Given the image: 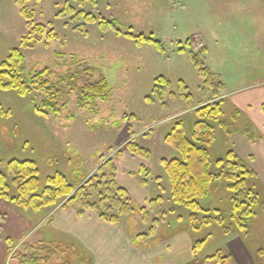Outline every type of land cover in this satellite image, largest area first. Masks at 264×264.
<instances>
[{"label":"rangeland","instance_id":"374dc122","mask_svg":"<svg viewBox=\"0 0 264 264\" xmlns=\"http://www.w3.org/2000/svg\"><path fill=\"white\" fill-rule=\"evenodd\" d=\"M20 3L34 15L33 24L44 25L57 36L51 44L43 42L36 49L22 51L26 76L48 68L54 73L52 82L57 83L75 65L85 62L102 71L111 96L106 102L98 101L96 109L83 110L73 93L60 116L47 117L36 111L44 101L41 95L22 97L15 91L0 90V173H5L9 161H30L37 164L42 186L47 177L56 174L75 186L73 171L79 159L86 177L82 185L95 178L97 185L103 173L108 180L105 164L113 161L118 167L116 182L129 192L133 202L132 211L120 217L119 225L131 239L141 236L137 245L151 247L145 257L159 256L155 258L158 264H206L207 258L224 252L230 264H264V116L255 118L253 108L240 105L249 93L264 96V0ZM67 4L75 14L64 12ZM21 10L17 0H0V62L6 61L13 49H20L22 39L29 35ZM81 12L115 20L123 33L152 37L165 49L159 50L153 43L138 45L115 32H104L97 24L78 19ZM192 52L209 70V78L195 68ZM161 76L171 82L163 101L147 103L145 98L152 95L155 80ZM180 82L184 83L183 93L192 96L189 102L181 95ZM219 96L225 101L224 113L218 122L210 123L217 137L209 148L215 181L204 201L208 212L191 222V213L174 206L171 200L170 179L161 161L177 158L179 153L165 142V136L176 121L182 120L191 140L198 118L190 107ZM259 109L264 115V105ZM251 125L257 137L250 135ZM129 145L148 150L150 158L133 155ZM230 150L255 176L252 183L257 197L250 217L233 215L225 178L228 168L217 166ZM142 166L149 175H128ZM144 178L146 186L141 185ZM106 180L101 188H105ZM157 199L159 202L151 205ZM1 209L0 264H21L28 246L36 249L45 240L62 239L49 221L62 207L35 211L1 202ZM18 224L23 227L22 236L17 234ZM204 239L205 247L195 255L197 241ZM45 245L56 250L43 264H92L79 247L58 249L52 242ZM2 247L9 249L7 255H3Z\"/></svg>","mask_w":264,"mask_h":264},{"label":"trees","instance_id":"16d2710c","mask_svg":"<svg viewBox=\"0 0 264 264\" xmlns=\"http://www.w3.org/2000/svg\"><path fill=\"white\" fill-rule=\"evenodd\" d=\"M73 1L81 5L85 2L91 4L98 2V0ZM17 3L22 7L21 15L28 23L29 35L22 39L20 49H13L7 60L0 62V90L15 91L22 97L41 95L44 101L40 107H36V111L47 117L60 116L67 109L70 96L73 93L77 94L78 105L83 110H94L98 101H108L111 92L107 79L100 69L85 62L75 65L74 70H70L64 77H60L57 83L52 82L54 73L48 68L26 76L25 56L22 51L36 49L43 42L51 44L57 40V36L54 30H49L44 25L33 24L34 15L29 11V8L20 3V0H17ZM64 12H68L70 15L76 13L71 4L66 5ZM77 17L85 20L86 23L97 24L104 32H115L118 36L133 40L138 45L153 43L159 50L165 49L162 42L155 41L152 37H147L144 34L135 35L131 31L123 33L120 23L115 20L107 21L102 17L98 18L84 12L78 13ZM190 57L202 77L209 78L211 74L208 69L204 68L199 55L192 52ZM170 85L171 82L165 77L157 78L152 95L146 97L145 101L147 103L163 101L166 89ZM183 85L184 83L180 82L181 95L189 102L192 100V96L183 93ZM224 103V99L219 96L199 107H190V110L198 118L191 140L187 138L182 120L176 121L165 136V142L179 153L177 158L161 161L170 179L171 200L174 206L191 213V222L196 220L197 215L208 212L204 209V201L209 198L215 181V176L211 172L212 163L209 148L217 140L215 129L210 123H216L221 119L224 113ZM237 116L242 118L241 114H237ZM250 135L258 136L254 126L251 128ZM128 148L133 155L145 159L150 158L148 150L133 145H129ZM217 166L228 168L225 178L229 182L227 189L231 194L233 215L240 214L250 217L255 204L254 200L257 197L252 183L254 174L248 169L245 161L241 160L233 150L226 154L225 159L217 162ZM102 167L101 171L105 168L109 169V177L106 180L107 174L103 173V177L97 185L95 184L96 178L82 185L86 177L82 170V162L78 159L77 167L73 171L75 186L59 174L47 177L44 180L45 185L42 186L43 180L39 176L40 172L35 162L12 160L5 164V173H0V200L11 205L29 207L35 211L65 208L72 205L79 210V215L83 211H95L103 221L119 225L120 217L132 211L133 202L128 191L116 182L117 169L113 161H107L105 168ZM143 174H150L144 166L138 172L131 173V176L140 177ZM9 179H12L10 183ZM104 180H106L105 188H101ZM141 185H147L146 178L141 180ZM155 202H159V200L151 201V205ZM139 210L144 211L141 207ZM239 226L245 227V225ZM140 239L141 236L134 239V244L137 245ZM205 243V239L197 241L194 247L195 255H199L205 247ZM40 245L36 249H31L28 246L26 252L28 250L29 252L27 255L21 256V264L48 263L56 249L43 243ZM41 253L44 254L41 255ZM229 262V257L224 252H217L206 259V264H230Z\"/></svg>","mask_w":264,"mask_h":264},{"label":"crops","instance_id":"0c3cea01","mask_svg":"<svg viewBox=\"0 0 264 264\" xmlns=\"http://www.w3.org/2000/svg\"><path fill=\"white\" fill-rule=\"evenodd\" d=\"M253 95H255L254 98ZM260 98H264L263 93H249L241 99L240 105L244 109L253 108L252 115L255 118L258 114L264 116L261 111H257L259 108L262 109L264 105V100H258ZM137 171L130 172L128 175L131 176V173ZM141 199L144 201L145 197L143 196ZM1 202L6 203L0 200ZM5 207L4 209L7 210ZM3 211L1 209L0 214H3ZM49 221L61 233L62 239H56L57 241L48 239L44 243L52 242L53 245L55 243L66 249H78L79 247L81 251L86 253L87 257L89 256L92 264H158L155 258L159 256H155L154 259L145 257V253H150L151 247L144 248L140 247L141 245H135L133 239L130 238L131 235L122 231L120 225L103 221L95 211H83L79 215L77 208L66 207L58 209ZM16 229L17 234L21 235L23 227L21 229L20 224H18ZM1 250L3 255H7L9 249L2 247Z\"/></svg>","mask_w":264,"mask_h":264}]
</instances>
